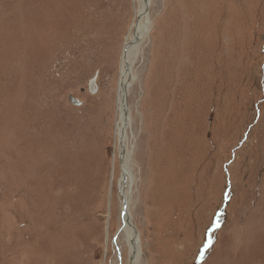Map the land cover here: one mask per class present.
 Returning <instances> with one entry per match:
<instances>
[{
    "label": "rangeland",
    "instance_id": "obj_1",
    "mask_svg": "<svg viewBox=\"0 0 264 264\" xmlns=\"http://www.w3.org/2000/svg\"><path fill=\"white\" fill-rule=\"evenodd\" d=\"M126 209L135 264H264V0H0V264H133Z\"/></svg>",
    "mask_w": 264,
    "mask_h": 264
},
{
    "label": "bare ground",
    "instance_id": "obj_2",
    "mask_svg": "<svg viewBox=\"0 0 264 264\" xmlns=\"http://www.w3.org/2000/svg\"><path fill=\"white\" fill-rule=\"evenodd\" d=\"M144 5V4H143ZM144 33V27L140 29V31L137 32V37H140L141 34ZM136 37V38H137ZM131 46V45H130ZM127 48V47H126ZM130 50V49H129ZM132 51V50H131ZM130 51H127L124 53V58H123V65H122V71H121V77H120V85H119V94H118V111H119V117H118V122H117V132L118 135L120 133V140L122 139V133L123 129L125 127V124L127 122V107H126V89H127V79L129 75V65H130ZM126 194L124 196V200L126 201ZM124 225H125V232L127 233V241H128V246L130 250V257L131 261L133 264L137 262V243L136 239L134 237V232L130 229L131 223L129 220V216L127 214V209L124 211Z\"/></svg>",
    "mask_w": 264,
    "mask_h": 264
},
{
    "label": "water",
    "instance_id": "obj_3",
    "mask_svg": "<svg viewBox=\"0 0 264 264\" xmlns=\"http://www.w3.org/2000/svg\"><path fill=\"white\" fill-rule=\"evenodd\" d=\"M72 102H75V101H72Z\"/></svg>",
    "mask_w": 264,
    "mask_h": 264
}]
</instances>
